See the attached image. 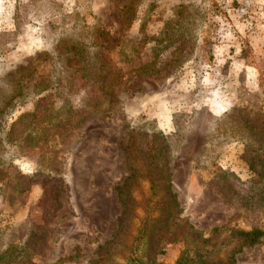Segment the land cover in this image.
Listing matches in <instances>:
<instances>
[{
  "label": "rangeland",
  "instance_id": "374dc122",
  "mask_svg": "<svg viewBox=\"0 0 264 264\" xmlns=\"http://www.w3.org/2000/svg\"><path fill=\"white\" fill-rule=\"evenodd\" d=\"M4 108L0 264H99L109 243L127 264L149 242L175 264L177 225L264 231V0H0ZM236 258L264 264V238Z\"/></svg>",
  "mask_w": 264,
  "mask_h": 264
},
{
  "label": "trees",
  "instance_id": "16d2710c",
  "mask_svg": "<svg viewBox=\"0 0 264 264\" xmlns=\"http://www.w3.org/2000/svg\"><path fill=\"white\" fill-rule=\"evenodd\" d=\"M66 64L80 66L81 60H79L77 57H69L67 58ZM103 88H105V85H103ZM43 101H48V98L43 97L40 99L34 113L22 115L12 125L9 136L14 135L17 128H24L25 125L23 122L28 118L31 119L32 122H36L35 124L37 125L40 123L38 120V117L40 116L38 114V107ZM5 112V108L0 109V117L2 113ZM250 127H253V125H250ZM166 150H169V148ZM157 157L158 155H155V159ZM249 162L251 161L249 160ZM133 177L134 173H132V175L127 180H125L123 186L118 188L119 200L124 207V211L120 217L121 226L124 224L129 214V210H131V206L129 204L132 200L129 192V183ZM170 186L171 185L169 183L165 185V188L168 189L169 201L168 204H166L168 206L166 209H164V212H166L164 220L173 218V210L179 207L177 196L173 194ZM172 207H174V209H171ZM170 229V238L168 241L171 243L182 242L184 246L175 264H235L237 260L236 257L242 253L244 249L257 246L264 238V231L261 229H253L250 231L231 229L225 238L222 237L223 234H226L225 228H215L211 236L208 238H205L203 233L196 230L190 224L177 225L176 228L172 230V232ZM108 246H110V243L100 248V259L98 261L99 264H111L108 263V259L111 254V249ZM164 246L165 244L162 246H155L149 242L147 244L146 256L129 260L127 264H166L159 259V255L164 254Z\"/></svg>",
  "mask_w": 264,
  "mask_h": 264
}]
</instances>
